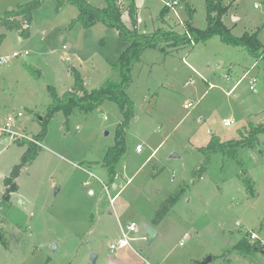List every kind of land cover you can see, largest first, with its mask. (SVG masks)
<instances>
[{
	"label": "rangeland",
	"instance_id": "rangeland-1",
	"mask_svg": "<svg viewBox=\"0 0 264 264\" xmlns=\"http://www.w3.org/2000/svg\"><path fill=\"white\" fill-rule=\"evenodd\" d=\"M28 1L0 0V18ZM100 1L90 0L93 5ZM121 1L129 23V0ZM185 1L163 17L164 23L156 18L162 0H135L140 32L166 29L182 35ZM188 1L195 9L193 27L205 29L204 0ZM55 7V0H47L33 12L29 39L20 41L16 31L0 28V127L7 116L21 112L13 130L30 137L41 131L52 102L49 88L59 98L71 90L70 68L80 72L88 91L97 89L115 79L110 64L117 61L116 51L128 46L99 23L90 29L71 25L78 14L74 6ZM230 11L239 18H225L234 37L264 27V0H239ZM259 40L264 46V28ZM126 94L134 113L125 130L126 152L117 165L121 177L125 162L117 189L101 165L123 119L114 102L105 101L88 114L74 111L67 121L62 112L55 113L37 158L21 170L9 201L3 199V179L27 147L13 140L4 144L7 136L0 132V264H91V254L95 264H201L206 258H211L207 264H264V249L252 247L257 241L264 246V132L255 148L237 150L241 167L218 153L201 179L193 175L203 159L198 149L212 135L228 141L248 124H264V60L218 36L193 46L162 43L141 54ZM224 119L234 124L224 126ZM122 187L112 205L110 198ZM176 194L177 203L156 224L158 236L148 243L146 223ZM118 223H134L136 231L128 235L130 247L112 252Z\"/></svg>",
	"mask_w": 264,
	"mask_h": 264
},
{
	"label": "trees",
	"instance_id": "trees-1",
	"mask_svg": "<svg viewBox=\"0 0 264 264\" xmlns=\"http://www.w3.org/2000/svg\"><path fill=\"white\" fill-rule=\"evenodd\" d=\"M47 0H30L27 3L17 5L15 9L6 11L0 18V28L9 31H16L21 40L29 39L30 25L32 23V14L39 9ZM55 11H58L64 5H71L77 8L78 14L71 22L80 24L84 29H90L96 24H101L106 28L113 29L117 32L119 38L127 43L128 46L123 52L117 53V61L110 64L111 70L116 73V79H107L97 89L88 91L84 86V81L80 72L75 68H70V74L73 78V85L70 91L66 92L62 97H58L55 90L50 87L49 92L52 98L51 104L47 107L44 117L41 119V131L34 138L41 142L45 136L47 123L57 112H62L66 121L78 111L84 114L91 113L97 109L103 102L110 101L117 104L122 114V121L117 124L114 135V145L107 149L103 160L104 167L109 175L115 176V169L125 155V130L129 122L133 118V102L126 94V89L131 83V71L135 63L140 59L141 54L147 49H157L160 44L165 43L172 47L184 46L187 44L194 45L198 42H204L213 36H218L221 40L231 46L240 47L244 52L255 59L264 60V46L258 39L257 33H244L240 37H234L231 30L227 28L222 18L228 13L233 1L225 3L224 0H204L206 10V28L203 30L196 29L191 25V16L183 24L184 33L178 35L173 31H164L157 29L152 34L140 33L136 28V7L135 1L129 0L125 12L130 20L131 28H127L122 21L123 5L118 4L117 0H104L105 6L102 8L94 7L87 0H55ZM185 0H180V2ZM188 9V5L185 6ZM167 9L164 7L157 17L162 20L166 15ZM4 39V35H0V45ZM32 75L36 76V72L30 67L27 68ZM264 132V124L254 126L248 124L247 128H241L238 131V138L228 141H221L219 137L212 135L206 146L201 147L198 151L202 155V162L194 177L202 178L206 169L211 163V157L215 154H222L231 158L241 167V163L237 160V150L241 148L253 149L258 144V135ZM18 146H26L25 152L20 158V163L15 165L9 176L3 179L5 192L3 199L9 201L11 194L17 192L18 185L16 180L19 178L21 170H23L31 162L37 158L40 147L26 140L16 141ZM244 185L248 192L252 193V186L248 178L244 174L241 175ZM179 196L166 199L155 214L154 224L160 222L173 208L178 201ZM253 249H264L261 242H256Z\"/></svg>",
	"mask_w": 264,
	"mask_h": 264
},
{
	"label": "built area",
	"instance_id": "built-area-1",
	"mask_svg": "<svg viewBox=\"0 0 264 264\" xmlns=\"http://www.w3.org/2000/svg\"><path fill=\"white\" fill-rule=\"evenodd\" d=\"M135 1V0H133ZM164 7L173 10L175 12V9L178 7L180 4V0H162ZM137 24L141 23V20L139 18L136 19ZM24 54H28L27 52H24ZM19 54L18 53H13L14 57H17ZM256 82L255 78H252L249 81L250 88H253L254 83ZM212 87V86H210ZM189 106H185L184 108H188ZM23 115L21 112L16 113V115H9L5 118L4 124L0 127V132L4 135L7 136L8 141L13 140L14 142L16 141H22L26 140L28 142H31L35 144L36 146L40 147V142H38L34 137L27 136L24 133H18L13 130V125L16 121V119L21 118ZM223 125L224 126H231L234 124V121L232 119H224L223 120ZM136 151L141 152L142 147L140 145L136 146ZM106 189V188H105ZM107 192V189L105 190ZM115 200V197L110 198V203L112 204ZM136 231V226L134 223H130L126 225V227H121L120 226V237L109 246V249L112 252H115L119 249L125 248V247H130V237L128 236L129 233H134ZM252 240L257 239V236L255 234H252L250 236ZM181 245V243H180Z\"/></svg>",
	"mask_w": 264,
	"mask_h": 264
},
{
	"label": "crops",
	"instance_id": "crops-1",
	"mask_svg": "<svg viewBox=\"0 0 264 264\" xmlns=\"http://www.w3.org/2000/svg\"><path fill=\"white\" fill-rule=\"evenodd\" d=\"M88 1V3L89 4H91L92 6H94V7H98V8H102V7H104L105 6V4H104V0H101L100 2H98L97 4H95V5H93L91 2H90V0H87ZM118 1V0H117ZM123 1V0H122ZM121 1V2H122ZM230 0H224V2L225 3H227V2H229ZM239 0H235V1H233V3H232V6H231V8H234V6H235V4L238 2ZM186 3H185V6L186 5H188V9H184L185 10V13H186V19L188 20V15L190 14V13H193V15L191 16V21H192V19H193V17H194V14H195V9L193 8V7H191L190 6V3H189V1L188 0H186L185 1ZM122 3H124L125 4V2H122ZM136 4V3H135ZM180 5V4H179ZM178 5V6H179ZM65 6V5H64ZM63 6V7H64ZM135 7H136V10H138L139 11V8H138V6H137V4L135 5ZM230 8V9H231ZM162 9H164V5H163V7L161 8V10ZM167 9V8H166ZM230 9H229V11H228V13L222 18V21H223V23H224V25L227 27V28H229V26L228 25H226V23H225V18L227 17V16H229V17H231V19H232V21H237L238 22V20H239V18L235 15V13H232L231 11H230ZM160 10V11H161ZM176 10V9H175ZM167 11V13L166 14H168L169 13V9L168 10H166ZM127 13L125 12V15H126ZM125 16H122V21H123V23L125 24V26L127 27V28H130L131 26L129 25V23L128 22H125L124 20H125V18H124ZM135 18L137 19V17H136V15H135ZM156 18H157V16H156ZM206 18V17H205ZM129 19V18H128ZM165 20V22L164 23H166V19H164L163 18V20L162 21H164ZM130 21V20H129ZM236 22V23H237ZM173 23H175V22H173ZM191 23V25H192V22H190ZM139 24H141V23H139ZM139 24H137V22H136V28H137V30L140 32V30H139ZM264 25V24H263ZM176 26V25H175ZM193 26V25H192ZM167 27L168 28H171L170 27V25H168L167 24ZM195 28V27H194ZM256 28V30L257 31H254L253 33H257L258 34V38L260 39V36H262L263 35V26L262 25H260V26H257V27H255ZM259 29H261V31L259 32ZM30 30H31V27H30ZM162 30V29H161ZM231 30V29H230ZM164 31H167L166 29L164 30ZM154 31H150V32H143V34H152ZM141 33V32H140ZM247 33V32H246ZM249 34H252V33H249ZM30 37H31V34H30ZM20 41H22L21 39H20ZM261 42V41H260ZM263 45V44H262ZM25 52H27L28 53V51H25ZM118 52H122V51H120V50H117L116 51V54L118 53ZM27 55V54H26ZM66 59H69L67 56H66ZM109 62H111V61H109ZM73 68V67H72ZM76 69V68H75ZM246 73H247V75L249 74V70L248 71H245ZM242 76H245L244 75V73H243V75ZM244 78V77H243ZM83 79V78H82ZM115 79H116V77H115ZM241 80V79H240ZM240 80H239V82H240ZM84 81V80H83ZM237 84H238V82H237ZM236 84V85H237ZM233 90V89H232ZM227 95H229L228 93H227ZM221 140V139H220ZM222 141V140H221ZM3 143H4V141H3ZM8 143H9V141H8ZM8 143H5V144H8ZM138 145V144H137ZM136 145V146H137ZM136 148V147H135ZM136 150V149H135ZM106 153V152H105ZM152 155H153V153H151L150 154V158L152 157ZM149 159V158H148ZM148 159H146V161L148 160ZM123 163V162H122ZM101 165H102V163H101ZM124 166H125V162L123 163V165H122V168L124 169ZM123 169L121 170L122 171V176L121 177H118V175H116V170H117V167H116V169H115V176L112 178L111 176V178H112V181H111V184H112V189H117V184H116V182H115V180H117V181H119V180H124L123 179ZM132 179H133V176H131V177H128V181H126L125 182V184L127 185L128 183H130V182H132ZM16 182H17V180H16ZM122 190H123V187L114 195V196H112V197H115V200L118 198V196H119V194L122 192ZM123 193V192H122ZM90 194L92 195V194H94L92 191H90ZM115 200H114V202L112 203V205L115 203ZM166 200V199H165ZM164 200V201H165ZM110 201V200H109ZM177 203V202H176ZM175 206V205H174ZM169 214V213H168ZM167 214V215H168ZM165 218V217H164ZM130 224V223H129ZM120 224L118 223V228H119V233L117 234V235H119V237H120ZM146 226H148V227H150V228H152L156 233H157V225L156 224H154L153 222H151V223H146ZM157 236H158V233H157ZM118 237V238H119ZM117 238V239H118ZM157 238V237H156ZM116 239V240H117ZM135 239V238H134Z\"/></svg>",
	"mask_w": 264,
	"mask_h": 264
},
{
	"label": "water",
	"instance_id": "water-1",
	"mask_svg": "<svg viewBox=\"0 0 264 264\" xmlns=\"http://www.w3.org/2000/svg\"><path fill=\"white\" fill-rule=\"evenodd\" d=\"M5 143H8V139L4 140V144ZM145 235L147 237L148 243H151L157 237V233L152 228H150L148 226L145 229ZM55 248H56V246L53 245V249H55ZM95 260H96L95 254H91V256H90L91 264H95ZM210 261H211V258H206L205 260H203V262L201 264H207Z\"/></svg>",
	"mask_w": 264,
	"mask_h": 264
}]
</instances>
